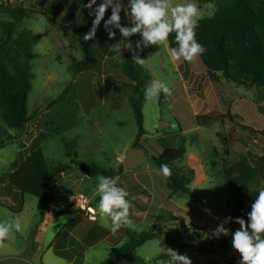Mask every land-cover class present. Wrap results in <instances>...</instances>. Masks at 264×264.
Returning <instances> with one entry per match:
<instances>
[{"label": "rangeland", "instance_id": "374dc122", "mask_svg": "<svg viewBox=\"0 0 264 264\" xmlns=\"http://www.w3.org/2000/svg\"><path fill=\"white\" fill-rule=\"evenodd\" d=\"M250 1L259 6V0ZM0 6L24 8L28 17L17 24L15 34L28 31L38 38L32 47L38 57L31 62L29 120L21 130H6L14 138L13 144L0 149V257L6 245L11 250H26L40 234L44 220L40 201L18 192L24 197V209L19 213L20 196L9 198L17 204L14 207L5 197L9 190L17 192L9 184L8 175L31 151L39 148L52 167L76 160L109 170L115 163L122 165L124 150L136 140L137 127L128 103L132 93L120 70L124 52L116 41L106 54L97 52L87 71L76 69L85 61L79 30L95 21L98 14L105 23L117 24L121 11L129 17L137 36L132 56L150 77L142 106L145 135L137 146L145 150V165L156 168L153 156L183 141L186 158L181 159L182 168L190 176L189 195L172 196L167 192L165 229L162 222L154 229L146 224L133 228L137 234L158 237L137 249L133 261L122 264H189L193 258L195 264H253L246 253L225 247L230 227H238L225 219L229 189L224 172L240 160L255 167L264 156V89L249 85V79L234 69L239 83L227 81L221 73L212 78L192 50H171L164 38L180 24L212 16L215 5L193 0H0ZM13 22L0 14V40L6 37L4 25ZM103 31L111 37L106 29ZM93 39L92 47L97 49ZM111 50L113 58L108 54ZM66 88L67 94L49 107ZM197 115L212 120L196 127ZM237 119L255 132L243 129ZM35 124L40 133L33 139ZM24 139L27 148L17 154V143ZM158 173L168 191L164 175ZM232 175L238 192H256L263 198L262 205L253 210L248 229L261 245L262 262L258 264H264V180L257 176L244 185L238 174ZM103 247L89 253L82 264L104 262L107 257ZM0 264L24 263L5 260ZM57 264L68 262L59 260Z\"/></svg>", "mask_w": 264, "mask_h": 264}, {"label": "trees", "instance_id": "16d2710c", "mask_svg": "<svg viewBox=\"0 0 264 264\" xmlns=\"http://www.w3.org/2000/svg\"><path fill=\"white\" fill-rule=\"evenodd\" d=\"M199 4L213 3L215 13L199 20L180 24L164 35L169 49L174 51L189 48L200 59L212 77L221 73L227 81L239 83L238 76L249 79V85L264 89V0H259L255 6L250 0H193ZM85 5V2H83ZM0 14H5L14 20L6 24V37L0 40V149L13 144L14 138L6 130H21L29 120L27 115V99L32 89L31 62L38 57L32 51L37 37L28 31L15 34L16 26L28 12L20 7L0 6ZM117 24H107L99 14L95 21H89L79 30V40L85 55L82 65L76 67L77 71H87L97 52L106 54L114 41L124 52V61L121 65V74L129 82L131 97L128 99L137 127L136 140L132 146L137 147L145 135L143 128V102L148 96L150 77L132 56V47L137 43L129 17L118 12ZM96 24H102L97 26ZM93 26V28H91ZM106 29L111 37L104 34ZM93 36L98 48L93 49ZM113 58L115 53H108ZM212 77V78H213ZM66 88L62 95L49 104V107L59 102L66 95ZM161 105V98H159ZM196 127L206 124L212 118L207 115L194 116ZM235 120L234 117L229 116ZM239 126L255 132L237 119ZM66 148V145L64 146ZM186 153L184 142L173 148H166L160 154L153 156L156 168L161 171L167 182L171 195H189L188 178L178 174L173 164ZM78 169L87 177H100L104 181L113 179L123 172L120 165L116 170H104L93 164L71 160L69 164L50 166L42 151L37 148L26 156L8 175L9 184L21 194H29L40 201L41 207H46L53 200L54 179L57 175L72 169ZM233 172L244 185L254 182L258 176L264 180V156L260 157L255 167H249L244 160L235 163L224 172L229 197L225 204L228 212L226 220L236 224L238 228L230 227L227 250H240L253 258V264L262 262L261 245L255 242L249 232L248 226L254 219L253 210L263 203V198L256 192L237 191V181ZM246 203L248 206H246ZM10 210V209H9ZM60 211V210H59ZM224 219V220H225ZM234 226V225H233ZM158 237V234H143L136 236L129 233V241L120 247H111L107 259L101 264H119L126 258L136 254L145 242ZM81 264V258L78 259ZM226 264H238L228 261Z\"/></svg>", "mask_w": 264, "mask_h": 264}, {"label": "crops", "instance_id": "0c3cea01", "mask_svg": "<svg viewBox=\"0 0 264 264\" xmlns=\"http://www.w3.org/2000/svg\"><path fill=\"white\" fill-rule=\"evenodd\" d=\"M182 88L185 90L186 86L183 85ZM203 101L206 100L203 99ZM35 130L33 139H36L40 133L36 124ZM25 140L17 143V154L27 148ZM183 157L186 158V153ZM181 159L173 164L174 170L180 175L190 177L183 170ZM177 162H181V165H176ZM145 164L146 162L134 169H123L119 176L108 181L100 177H87L75 168L57 175L54 179L52 202L44 208L41 207L42 209L39 206L44 214L40 234L34 238L26 250H11L6 247L8 245L3 247L0 261L57 264L59 260H63L68 264H78V259L81 258L82 264L89 253H96L102 246H104V254L108 257L111 247H120L129 241V233L143 235L135 233L134 227L139 228L146 224L154 229L162 222L165 229L167 224L164 222V217L167 211L164 202L169 190H165L166 184L159 175V170L152 166L147 167ZM118 166L119 164L115 163L112 170L117 171ZM190 172H193L192 169ZM18 192L9 190L5 197H8L9 201L10 197L12 200L20 196V202L17 204L21 205L19 210L21 213L24 209V197H21ZM77 195L86 197L94 208V221L89 220L75 203L71 202L70 199ZM10 203L13 207L17 205L12 201ZM151 208L153 213L150 214ZM1 244L3 240H0ZM133 258L135 255L124 259L119 264L133 261ZM194 260L196 258L191 259L189 264H195ZM185 264H188V261Z\"/></svg>", "mask_w": 264, "mask_h": 264}, {"label": "water", "instance_id": "95a60500", "mask_svg": "<svg viewBox=\"0 0 264 264\" xmlns=\"http://www.w3.org/2000/svg\"><path fill=\"white\" fill-rule=\"evenodd\" d=\"M160 126L159 129H161ZM146 162L145 150L140 146H131L124 150L122 166L124 170L134 169L142 166ZM264 238V237H263Z\"/></svg>", "mask_w": 264, "mask_h": 264}, {"label": "built area", "instance_id": "2783aa9c", "mask_svg": "<svg viewBox=\"0 0 264 264\" xmlns=\"http://www.w3.org/2000/svg\"><path fill=\"white\" fill-rule=\"evenodd\" d=\"M70 200L71 202L75 203L77 208L82 211L89 220H95V210L89 204L86 197L83 195H77L72 197Z\"/></svg>", "mask_w": 264, "mask_h": 264}]
</instances>
